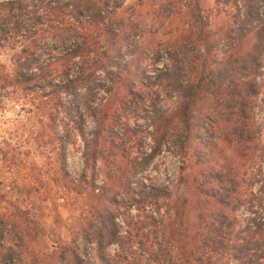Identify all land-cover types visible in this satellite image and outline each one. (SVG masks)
I'll return each instance as SVG.
<instances>
[{"label":"trees","instance_id":"trees-1","mask_svg":"<svg viewBox=\"0 0 264 264\" xmlns=\"http://www.w3.org/2000/svg\"><path fill=\"white\" fill-rule=\"evenodd\" d=\"M260 3L264 0H248L218 53L220 41L210 29L201 0L0 1V43H9L14 49L20 46L11 86L42 93L54 106L63 108L67 104L61 94H66L71 97L70 110H76L79 116L90 113L97 126L95 138L87 142L86 169L75 188L79 194L88 193L94 203L72 242H54V251L33 250L32 240L38 236L39 226L28 213L17 209L13 220L11 215L0 214V263L22 262L17 252L22 248L28 250L24 264H139L137 256L132 258L141 248L154 264H264L261 166L251 184L260 187L249 197L241 192L245 180L240 175L227 179L215 174L211 181L203 180L209 186L217 183L212 189L188 186L190 196L204 197L206 205L218 203L228 212L216 214L198 207L201 211L192 225L196 232L191 234L185 223L190 200L176 198L169 187L150 185L138 177L152 165L169 138L180 152L196 138L194 123L207 120L197 112L203 101L212 102V129L222 119L229 123L231 133L227 136L231 142L235 137L241 145L255 143L259 134H264V125L256 122V105L264 87ZM182 14L188 18L184 31L188 46L194 50L200 46V51L204 48L203 57L190 66L193 79H184L186 68L181 67L179 59L155 69L147 86L176 95L177 107L164 111L154 106L151 116H146L151 129L138 122H124L129 112L144 106L130 76L147 57L146 36ZM154 56V63L163 59L161 52ZM117 86L127 92L120 107L109 116L110 99L100 95L110 96ZM72 131H80V126L75 124ZM64 142L61 160L66 168ZM108 145L123 151L126 165L107 174L110 187H98L94 169L100 158H111ZM257 149L264 157V145ZM90 168L93 172L89 178ZM246 206L252 216L243 225L237 213ZM150 207L152 213L148 212ZM163 209L166 214L161 213ZM120 219L126 224L125 231ZM158 228L167 232L164 243L153 238ZM115 245L118 250L113 253Z\"/></svg>","mask_w":264,"mask_h":264},{"label":"rangeland","instance_id":"rangeland-1","mask_svg":"<svg viewBox=\"0 0 264 264\" xmlns=\"http://www.w3.org/2000/svg\"><path fill=\"white\" fill-rule=\"evenodd\" d=\"M247 2L248 0L231 2L201 0L204 14L210 21V29L216 40L220 41L218 53L227 42L225 35L234 28L239 12L244 11ZM259 10L264 19V4L260 3ZM187 20L185 14L178 15L156 29V32L146 36L144 44H148L149 52L139 69L134 71L135 75L130 76L131 83L144 101V106L140 105L135 112H129V115L124 117V122L129 121L132 125L138 122L151 129L150 119L146 116H151L154 106L164 111L177 107L176 95H169L159 87L147 85L149 77L153 78L156 74L155 69L165 68L172 64L173 59H179L181 67L186 68L184 79L187 81L193 79L194 73L190 66L194 60L203 57L204 48L200 51V46L197 50L188 46V40L184 37ZM4 44L0 43V214L11 215L13 220L17 209L28 213L39 226L38 236L32 240L33 250L54 251L55 248L52 247L54 242L62 244L72 242L94 203L93 197L87 195L88 193L79 194L75 188L86 169L87 142L95 138L97 126L90 113L83 112L79 116L76 110H70L73 105L71 97L66 94H61V98L67 104V108H63L54 106L52 100L42 93L25 92L19 87L11 86L15 71V55L19 52L20 46L14 49L11 44ZM156 52H161L163 59L154 63ZM262 80L263 78L260 79ZM126 92L125 88L117 86L116 91L110 96L101 93L100 96L104 99H110L107 112L109 116L120 107L123 94ZM101 100L99 97L98 102ZM210 104L212 102L209 100L198 106L197 112L207 117V120L194 123L193 134L196 138L191 140L186 149L180 152L173 139L169 138L152 165L138 176L150 185L169 187L176 198L190 200L185 219L186 226L190 228L187 232L190 234L196 232L192 225L198 220L201 211L198 207L201 206L203 210L216 214L227 211L218 203L206 205L204 197L190 196L188 186L212 189L217 187V183L209 186L205 185L203 180L211 181L215 174H222L227 179L232 178V175H240L245 180L241 192L249 197L251 192H257L260 187L259 184L251 185L254 173H257L259 166L264 172V157L257 149L264 145V134L261 136L259 134L255 143L245 142L241 145L235 137L234 142H231L232 139L227 136L231 133V126L225 119L212 129L210 119H213V116L210 115ZM73 120L76 123H73ZM256 122L259 126L264 125V87L256 105ZM75 124L80 126V131L74 133L72 130ZM60 137L64 138L63 141L59 140ZM63 142L66 146V168L62 167L61 160ZM108 149L111 158L106 157L104 160L100 158L94 169L97 172L95 182L98 187H110L111 181L107 174L115 173L126 165L124 160L122 161L121 149L114 150L109 145ZM92 172L90 168L89 178ZM249 208L243 207L237 213L243 225L252 216ZM148 212H153L151 207ZM161 213L166 214L165 209ZM133 214L137 215L135 209ZM120 223L122 230L125 231L126 224L122 219ZM158 230L155 231L153 238L164 243L167 232L164 228ZM171 247L175 252V248ZM137 248L136 245L135 250ZM117 250V245L111 248L113 253ZM27 251L17 249L18 257L22 260L17 264H24L23 258H26ZM136 256L139 264H154L141 248L132 261Z\"/></svg>","mask_w":264,"mask_h":264},{"label":"water","instance_id":"water-1","mask_svg":"<svg viewBox=\"0 0 264 264\" xmlns=\"http://www.w3.org/2000/svg\"><path fill=\"white\" fill-rule=\"evenodd\" d=\"M0 1H2V0H0Z\"/></svg>","mask_w":264,"mask_h":264}]
</instances>
